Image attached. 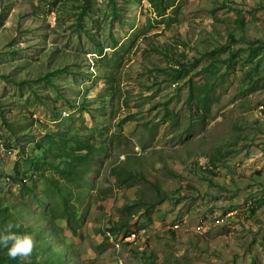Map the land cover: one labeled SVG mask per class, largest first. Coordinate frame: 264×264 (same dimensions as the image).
<instances>
[{
    "label": "rangeland",
    "instance_id": "obj_1",
    "mask_svg": "<svg viewBox=\"0 0 264 264\" xmlns=\"http://www.w3.org/2000/svg\"><path fill=\"white\" fill-rule=\"evenodd\" d=\"M164 3L0 0L18 264H264V0Z\"/></svg>",
    "mask_w": 264,
    "mask_h": 264
},
{
    "label": "clouds",
    "instance_id": "obj_2",
    "mask_svg": "<svg viewBox=\"0 0 264 264\" xmlns=\"http://www.w3.org/2000/svg\"><path fill=\"white\" fill-rule=\"evenodd\" d=\"M14 227L15 225L8 223L0 229V248L7 250L6 254L10 259L24 260L31 256L35 241L29 234L13 232Z\"/></svg>",
    "mask_w": 264,
    "mask_h": 264
},
{
    "label": "trees",
    "instance_id": "obj_3",
    "mask_svg": "<svg viewBox=\"0 0 264 264\" xmlns=\"http://www.w3.org/2000/svg\"><path fill=\"white\" fill-rule=\"evenodd\" d=\"M154 9L155 13L158 14V16L163 17L166 14V11L168 10V4L164 3L166 0H146ZM85 149L88 150V147L85 146ZM89 153V152H88ZM3 216L0 219V229L3 228L4 225L8 223H12L15 225V227L12 229L13 232H18V226L11 216V213L5 208L2 211ZM7 250L4 248H0V264H18L17 259H10L7 254Z\"/></svg>",
    "mask_w": 264,
    "mask_h": 264
},
{
    "label": "built area",
    "instance_id": "obj_4",
    "mask_svg": "<svg viewBox=\"0 0 264 264\" xmlns=\"http://www.w3.org/2000/svg\"><path fill=\"white\" fill-rule=\"evenodd\" d=\"M24 183H26V180H23L22 182H21V185L22 184H24ZM196 231H197V233H202V231H203V226H198L197 228H196ZM135 236H133V238H134Z\"/></svg>",
    "mask_w": 264,
    "mask_h": 264
}]
</instances>
